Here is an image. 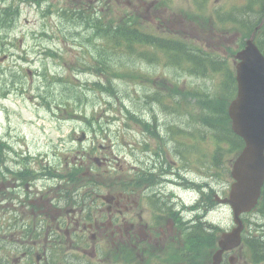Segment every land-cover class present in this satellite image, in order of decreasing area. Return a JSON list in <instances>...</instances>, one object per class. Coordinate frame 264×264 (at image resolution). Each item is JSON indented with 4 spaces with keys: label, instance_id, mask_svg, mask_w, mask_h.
Masks as SVG:
<instances>
[{
    "label": "rangeland",
    "instance_id": "obj_1",
    "mask_svg": "<svg viewBox=\"0 0 264 264\" xmlns=\"http://www.w3.org/2000/svg\"><path fill=\"white\" fill-rule=\"evenodd\" d=\"M1 3H3L1 0H0V7L2 6ZM21 8H23V19H22V23H21V26L19 28V31H18V34L17 36L15 37L17 40L13 43H15L16 45H18V40L19 39H25L26 42H25V47H23L22 49H17V48H12L14 46H8V51L9 54H10V57L9 59L7 60V66H9L10 64L12 63H16V66L13 68V69H18V68H22L24 70V72L27 71V69H31V70H34V72H36V70H38V68L40 67H44V65H47V66H51L53 68H57V65L59 66V62L58 60H52L51 58H45L44 55H43V51H40V50H36L38 47H37V44L39 43L42 48H45L47 46V42H36V40H34L33 38H31V33L33 31H37L36 33H39L42 29H45L49 32H52V26H53V21H54V18H51L49 20V22L47 23V26H44L43 28H41V26L43 25L44 22H46L44 19L41 18V16L37 13H33V12H29L27 8H24V5L21 6ZM170 12L166 11V10H163V11H159V14H158V18L159 17H162V16H165L167 14H169ZM27 19L29 21V24L28 25H25L24 23V20ZM157 19V18H156ZM155 19V20H156ZM212 41L214 42V44L212 45V48L214 50H217V43L220 42V39H215V38H212ZM34 42V43H33ZM225 46V45H224ZM60 47H62V45H60ZM76 48H74V51H75ZM221 52V51H219ZM75 52H72L71 55L69 56L70 59H72L73 57V54ZM22 58H27V61L28 62H23ZM228 61L230 63L233 62V60L231 58H228ZM1 64V62H0ZM66 68L65 65L62 64L60 70H64ZM33 77L34 76H28L25 77V87L26 89L28 88H31V89H35V83L33 81ZM90 80L93 79L92 76H87ZM219 82H220V79L219 78H216L214 80V84L215 85H219ZM123 90L126 92V93H129L132 95V98L135 99V97L137 96V94L139 93V90L138 88L135 87L134 83H132V85H125L123 87ZM19 99L22 98V96L19 94L18 95ZM89 98H96V95H91L89 94ZM13 100H16L19 102V100L13 96L11 98V101ZM112 104H114V106H117L118 105V102L117 101H112ZM9 106H12V104H9ZM97 107V109L101 112V117L104 118V121L106 120V118L108 117L107 115H109V111L105 112V110L103 109H106L105 107V104L103 103L102 105L100 103H95V105ZM35 110H36V103L33 104V105H28V104H21V108H20V111L24 114V116L22 118L20 117H16L14 115V113L12 112V110H9L11 111V119L14 121L13 124L15 126L19 125L20 121H22V119L25 117V118H28V117H32V116H35ZM39 110V109H37ZM45 123H46V126L41 130L40 132V136L38 138V146H45V145H51V142L52 141H55V137L57 136V132H55V124L53 122H47L45 120ZM117 127L116 126H111V130L113 132V130H115ZM107 129L110 130L109 126H107ZM139 130H137L138 132ZM109 136V134H108ZM113 137V136H112ZM126 142H130L132 145H137L138 143V136L136 134H126ZM133 137L134 139H131L130 138ZM110 139V136L109 138ZM111 142L109 140H107V143H106V147L108 145H110ZM113 144V142H112ZM111 148H106L105 150H103V152L108 156L110 153H111ZM113 149H115V153H118V149H119V144H117ZM121 157V156H119ZM220 219L223 220L224 222V226H228L230 224V214L228 211L224 210L222 215H216L214 216V219L213 221L214 222H219ZM245 261L244 259H240L237 261V264H243Z\"/></svg>",
    "mask_w": 264,
    "mask_h": 264
},
{
    "label": "flooded vegetation",
    "instance_id": "obj_2",
    "mask_svg": "<svg viewBox=\"0 0 264 264\" xmlns=\"http://www.w3.org/2000/svg\"><path fill=\"white\" fill-rule=\"evenodd\" d=\"M149 188L146 184L139 186L136 207L129 201L125 203L122 234L118 239H115L117 241H123L126 247L131 241L141 243L144 252L151 245H160V241H182L176 235L178 233L182 235V231H187V224H181L179 229H177L175 222L171 223L168 228L164 226L166 220H170V207L165 202L161 207L159 204L160 198L156 195L148 194ZM52 210L50 224L39 222L38 224L41 227L58 230L71 223L70 211L60 206H52Z\"/></svg>",
    "mask_w": 264,
    "mask_h": 264
},
{
    "label": "water",
    "instance_id": "obj_3",
    "mask_svg": "<svg viewBox=\"0 0 264 264\" xmlns=\"http://www.w3.org/2000/svg\"><path fill=\"white\" fill-rule=\"evenodd\" d=\"M257 197L258 195H256L254 191L243 188L239 192L238 202L242 208H244L245 210H248L257 202ZM233 239L234 238L231 236V238H229V241H233ZM229 241H226V242H229Z\"/></svg>",
    "mask_w": 264,
    "mask_h": 264
},
{
    "label": "trees",
    "instance_id": "obj_4",
    "mask_svg": "<svg viewBox=\"0 0 264 264\" xmlns=\"http://www.w3.org/2000/svg\"><path fill=\"white\" fill-rule=\"evenodd\" d=\"M247 241L253 248V259L255 264H264V236L247 239Z\"/></svg>",
    "mask_w": 264,
    "mask_h": 264
}]
</instances>
